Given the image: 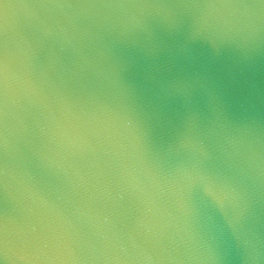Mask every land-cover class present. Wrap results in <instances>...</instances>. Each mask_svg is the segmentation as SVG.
Segmentation results:
<instances>
[{
    "label": "water",
    "instance_id": "water-1",
    "mask_svg": "<svg viewBox=\"0 0 264 264\" xmlns=\"http://www.w3.org/2000/svg\"><path fill=\"white\" fill-rule=\"evenodd\" d=\"M0 264H264V0H0Z\"/></svg>",
    "mask_w": 264,
    "mask_h": 264
}]
</instances>
